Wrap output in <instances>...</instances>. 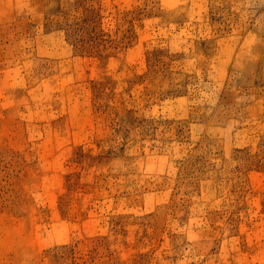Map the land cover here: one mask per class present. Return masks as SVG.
<instances>
[{"label":"rangeland","instance_id":"1","mask_svg":"<svg viewBox=\"0 0 264 264\" xmlns=\"http://www.w3.org/2000/svg\"><path fill=\"white\" fill-rule=\"evenodd\" d=\"M0 264H264V0H0Z\"/></svg>","mask_w":264,"mask_h":264}]
</instances>
